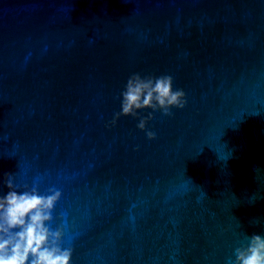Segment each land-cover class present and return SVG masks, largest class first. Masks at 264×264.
Instances as JSON below:
<instances>
[{
    "label": "water",
    "instance_id": "water-1",
    "mask_svg": "<svg viewBox=\"0 0 264 264\" xmlns=\"http://www.w3.org/2000/svg\"><path fill=\"white\" fill-rule=\"evenodd\" d=\"M132 73L185 93L153 139L109 125ZM5 173L61 192L70 264H230L264 237V0H0Z\"/></svg>",
    "mask_w": 264,
    "mask_h": 264
},
{
    "label": "clouds",
    "instance_id": "clouds-1",
    "mask_svg": "<svg viewBox=\"0 0 264 264\" xmlns=\"http://www.w3.org/2000/svg\"><path fill=\"white\" fill-rule=\"evenodd\" d=\"M172 85L171 75L132 73L120 93V111L113 114L109 125H115L120 116L137 117V110L151 109L140 117L137 128L144 130L148 139L155 138L154 131L146 130L153 112L171 116V108L182 109L187 103L184 91L173 90ZM3 184L9 191L0 195V264H70L72 248L60 246L62 228L51 230L46 224L52 220L61 192L49 188L50 194L41 195L35 182L31 189L18 192L11 173L4 174ZM234 256L230 264H264V237L251 235L246 246L235 248Z\"/></svg>",
    "mask_w": 264,
    "mask_h": 264
}]
</instances>
